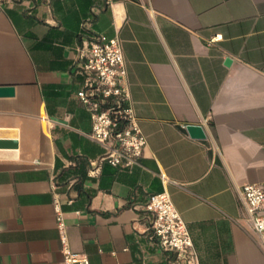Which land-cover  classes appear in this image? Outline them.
Here are the masks:
<instances>
[{"label": "crops", "instance_id": "0c3cea01", "mask_svg": "<svg viewBox=\"0 0 264 264\" xmlns=\"http://www.w3.org/2000/svg\"><path fill=\"white\" fill-rule=\"evenodd\" d=\"M0 6V86L15 88L0 96V264H64L57 200L70 248L89 264H187L149 231L144 206L164 190L192 236L191 264H264V236L238 192L264 185V0ZM100 35L122 41L147 136L130 168L100 161L106 149L78 96L79 47Z\"/></svg>", "mask_w": 264, "mask_h": 264}, {"label": "built area", "instance_id": "2783aa9c", "mask_svg": "<svg viewBox=\"0 0 264 264\" xmlns=\"http://www.w3.org/2000/svg\"><path fill=\"white\" fill-rule=\"evenodd\" d=\"M78 55L79 72L85 77L78 96L93 119L90 137L106 149L100 161L122 168L139 164L148 141L130 102L127 62L121 39L102 35L89 38L79 47ZM206 125L209 126V120H206ZM162 177L166 179L164 174ZM238 192L254 230L264 236V185L245 183ZM144 208L151 214L149 231L160 248L166 252H177L187 260V264H191L197 253L187 223L175 207L170 192L164 190L151 194ZM56 210L64 264H89L85 253L70 248L58 200Z\"/></svg>", "mask_w": 264, "mask_h": 264}, {"label": "water", "instance_id": "95a60500", "mask_svg": "<svg viewBox=\"0 0 264 264\" xmlns=\"http://www.w3.org/2000/svg\"><path fill=\"white\" fill-rule=\"evenodd\" d=\"M226 62L229 64L231 62V58H227ZM15 93L14 86H0V96H10ZM187 129L191 136L195 138H206L207 134L205 128L201 124H189ZM2 141H0L1 145Z\"/></svg>", "mask_w": 264, "mask_h": 264}]
</instances>
